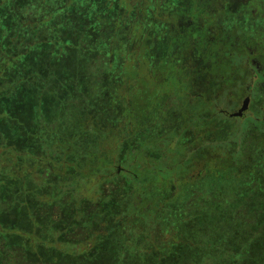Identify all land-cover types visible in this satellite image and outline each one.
I'll use <instances>...</instances> for the list:
<instances>
[{
    "label": "rangeland",
    "instance_id": "obj_1",
    "mask_svg": "<svg viewBox=\"0 0 264 264\" xmlns=\"http://www.w3.org/2000/svg\"><path fill=\"white\" fill-rule=\"evenodd\" d=\"M247 1L253 4L260 0L167 2L162 6L168 10L162 14L154 12V26L149 29L151 33L131 41L128 38L126 43L118 47V57H115L117 54L112 57L110 53L103 57L102 66L122 65V72L111 81L115 83V79H118L128 87L126 100L133 105L127 109L126 104L120 114L116 109L114 120H120L121 124L113 122L114 114L110 111L107 114L108 110H102V97L97 92L100 73L95 70L102 66L90 69L95 73L92 76L94 83L90 81L89 85L85 82L86 69L85 72L81 69L79 71L82 73L76 74L75 72H79L76 68H67L70 70L67 82H57L53 93L50 89L49 94L40 95L37 87H31L29 83L33 82L29 81L28 84L24 82L17 87L18 95L10 102L12 105H9V101L0 100L8 112L11 110L18 116L13 121L11 116L0 115V129L6 130L4 133L9 137L13 134L14 141L19 142L20 146H17L24 149L23 154H17L14 149L8 148L2 151L1 157L5 158L0 162V172L7 174L0 176V219L12 220L24 216L31 220L29 207L34 208L35 198H43L51 204L60 199L61 192L57 187L47 189L45 183H40L43 165L47 163L49 171L45 173L50 174L46 182L55 184L57 180L61 183L67 180V184H77L75 193L71 195L79 203L78 208H85L90 202V211L97 206L101 208L99 213L102 212V219L93 228L92 237L81 227L69 235L72 239L71 245L78 248L76 255H62L60 250L63 244L59 242V236L51 243H38L41 238L32 237L33 248L37 244L55 248L54 256L55 261H59L58 264H264V111L258 114V120H253L250 112L247 117L239 118V123L228 117L221 118L220 113L209 105L216 102L226 111H232L237 108L245 94L243 83L248 82L246 80L250 69L243 60L246 55H242V50L223 41L221 34L231 25L228 20L231 14L228 11H242L239 8ZM228 2H236L240 7L226 6L224 9L223 5ZM201 23H206L209 27H202ZM222 23L224 24L221 25ZM196 26L199 27L197 30ZM191 30H196V35L199 31L198 46L192 45L191 40L186 42ZM240 33L245 36L243 29H240ZM258 33L261 37V33ZM257 34H247L248 39L241 35L245 43H240L239 46H248L252 50L256 47L253 55L255 59L249 57L250 60H255L251 65L261 66L264 73V41ZM205 43L207 44L204 45ZM143 54L147 59L143 58ZM206 74H215L216 82H204ZM188 77L194 79L198 86L187 85ZM172 83H175L174 88L180 84V92L174 91ZM99 85L102 87V81ZM260 87L264 88V80L255 85L253 91L258 93ZM159 88L163 90L160 91ZM169 90L178 99L183 96L194 97L195 104L199 107L202 105L203 109L208 107L206 113L210 114L207 119H203L202 115L197 120L205 127L198 129L195 140V144L199 146L198 156L195 153V157L190 160L184 153L183 160L179 158L180 162L176 163L169 161L164 164L167 167L162 168L163 174L175 166L179 170L191 164L198 169L184 178L178 192L183 190L178 193L177 198L170 200L158 196L167 195L171 187L169 178H164L166 180L162 185L157 184L155 173L160 170L158 164H150L148 170L152 179L147 185L139 184L138 189L127 186L121 180L114 183L111 178L103 176L109 173L106 167L123 153L121 150L129 140L126 138L128 128L133 134H137L145 123L149 125L156 114L153 112L157 108L158 91L171 96ZM209 90H219L218 94H214L216 99L211 98L213 94H209L210 98L207 96ZM253 105L256 107L255 103ZM107 107L105 104L104 109ZM102 113L107 117L110 115L109 119L104 117L103 123ZM130 118L134 121L126 123ZM143 119L146 121H142ZM63 121L66 122L60 125ZM130 123L134 125L130 127ZM13 124L17 129H14ZM18 124L22 127L20 131ZM114 124L118 125L116 132L113 129ZM233 124L247 127V130L236 132ZM86 130L88 133H85ZM45 135L52 143L50 148L54 146L57 151L51 158L47 157L49 161H45L42 156ZM168 135L173 137L172 131ZM9 137L7 143L11 145ZM201 140L208 144L203 145ZM15 142L12 144L15 145ZM201 147L205 150L202 151ZM48 150L52 152L53 149ZM154 151L156 150L147 146L145 155L150 156ZM13 157L20 158L18 166L15 161L10 160ZM137 165L136 158L133 164L127 163L126 168L128 166L135 169ZM15 167L21 171L19 176L11 171ZM138 173L141 176L139 171ZM68 174L71 176L69 180L66 178ZM63 175L65 176L62 177ZM72 178L75 181H71ZM109 180L111 183H107ZM19 182H22L23 187L17 192L11 186ZM145 192L148 197L155 195V198L146 201ZM114 198L122 204L109 213L106 211L107 204ZM113 204L115 203H112V208ZM175 209L180 212V216L174 213ZM30 220L26 223L33 224ZM57 224H61V221L54 223L55 226ZM206 226H210L212 232ZM25 229L15 233L19 234L16 240L21 238L20 243L26 249L31 233L28 232L29 228ZM199 229L205 230L198 236L196 234ZM248 229H252L249 237L246 233ZM4 232L8 233L5 237L15 240L12 230L6 229ZM227 245H232L239 251L230 250ZM92 246L98 248L90 249ZM186 247L195 250V260H188L184 255ZM91 250H96V253ZM224 252L226 259L221 258Z\"/></svg>",
    "mask_w": 264,
    "mask_h": 264
},
{
    "label": "trees",
    "instance_id": "obj_2",
    "mask_svg": "<svg viewBox=\"0 0 264 264\" xmlns=\"http://www.w3.org/2000/svg\"><path fill=\"white\" fill-rule=\"evenodd\" d=\"M170 1L175 0H0V100L12 102L18 95L17 87L24 82L28 84L29 81L33 82L29 83L31 87H37V93L40 95L49 94L50 89L53 93V90L57 88V82H67L70 68H76L77 71L82 69V72L86 69V84L89 85L90 81L94 83L91 77L95 72L90 69L102 66V58L108 53L114 57L118 53V47L126 43L128 38L131 41L151 33L149 29L154 26V12L162 14L168 10L162 4ZM115 57H118V54ZM2 105L4 104L0 103V115L11 116L13 121L16 120L17 114L11 110L8 112L7 107ZM13 127L17 129L14 124ZM21 128L18 124V131ZM5 131L0 129V162L5 158L1 157L2 151L7 148L14 149L17 154L24 153V149L18 147L19 142L14 141L15 136L11 134L12 137H9L4 133ZM8 137L11 139V145L7 143ZM13 142L15 145L12 144ZM50 144H52L50 139L45 135L42 142V156L45 161H49L47 157L51 158L57 153L54 146L50 148ZM48 149L53 150L51 152ZM10 160L15 161L16 166L20 164L18 163L20 158L13 157ZM11 171L15 176L21 174L17 167ZM45 171H49L47 163L43 165V171L39 177L42 179L40 183H45L47 189L57 187L61 192L60 199L51 204L43 198H35L34 208L29 207L31 220L24 216L12 220L0 219V264H58L59 261H55L54 256L55 248H47L48 245L41 246V244L33 248L31 243L34 238L32 237L41 238L38 243L41 241L51 243L59 236V242L63 244L60 250L62 255L68 253L76 255L78 248L71 245L72 239L69 235L81 227L85 228L92 237L93 228L102 219V212L99 213L101 208L96 206L90 211L88 207L90 202L87 207L78 208L79 203L71 195L75 193L77 184H67V180L62 183L57 180L55 184L46 182L50 172L45 173ZM3 173L0 172V176ZM70 177L68 174L66 178L69 180ZM71 181L75 180L72 178ZM11 187L18 192L22 190V182L13 184ZM113 202L115 204L112 208ZM119 204L122 203L114 198L107 204L106 211L110 213L114 209L117 210ZM100 205L102 206V199ZM20 206L25 209L23 205ZM29 220L33 224L26 223ZM57 221H61V224L55 226L54 223ZM31 225L33 229L30 230ZM209 227L206 226V229ZM25 228H29L28 232L31 233L26 249L23 243H20L21 238L16 240L19 234L15 233L24 231ZM6 229L12 230L15 240L4 236L8 234L4 232ZM204 230H197L196 235L199 236ZM246 233L249 237L252 229H248ZM250 238L254 237L250 236ZM233 241L230 240V242ZM231 244L234 245V243ZM227 246L230 250L239 251L232 245ZM96 248L92 246L90 249ZM92 252L95 254L96 250ZM183 252L188 260H195L197 257L194 254L195 250L191 247H186ZM222 257L226 259L225 252L222 253ZM233 263L238 264V262ZM60 264L71 263L61 262Z\"/></svg>",
    "mask_w": 264,
    "mask_h": 264
},
{
    "label": "flooded vegetation",
    "instance_id": "obj_3",
    "mask_svg": "<svg viewBox=\"0 0 264 264\" xmlns=\"http://www.w3.org/2000/svg\"><path fill=\"white\" fill-rule=\"evenodd\" d=\"M235 5H237L236 2H228V4L223 5V7L224 9H226V6L227 8H231V6L235 7ZM239 10L242 11H238L237 13L233 10L228 11L230 12L229 14H231L230 19H228L231 22V25L228 28H226L224 32H222L221 37L223 41H226L230 46L236 47L240 51L242 50L241 51L243 52L242 55H246V58H244L243 60L247 62L248 69L249 68L250 69L248 71V75H249L248 80H246L248 82L243 83V87L245 88V94L240 100L241 102L237 106V108L232 111H226L224 108L216 104V102L210 101L211 103H209V105L211 106L212 109L216 110L218 114L220 113L221 118L228 117L231 119H235L236 122L240 123L238 119L244 116L247 117L248 113L251 112V114L249 115H253V120L256 119L258 120L257 118L258 114L264 111V101H263L264 88L260 87L258 93L253 91L254 90L253 87L264 80V76H263L264 73H262V67L261 66L253 67L251 64L252 62H255V60L252 61L250 60L251 58H249L252 57L253 59H255L253 55L255 54L254 50L256 49V47H253L254 50H252L250 47L248 48V46H246L245 48L244 47L240 48L239 46L240 43H245L243 38L248 39L246 37L247 34L253 35L260 32L261 37L258 36L259 33L257 34V36L261 38V41H264V0H260L259 2H254L253 4L250 1L244 2L243 7L239 8ZM223 24L224 23H222L221 25ZM200 25H202V27L203 26L209 27L208 24L206 23H201ZM197 28L199 27L196 26V30ZM240 29H243V33H245V36L240 33ZM196 30H191L190 37H188L189 34L186 37V42H188V40H191V42H193L191 44L194 46H198L199 44L197 43L200 40L198 37L199 31L198 34L196 35ZM241 35L243 36V38L241 37ZM195 36H197V39ZM207 39H210V37H207ZM207 43H205L204 45H206ZM163 48L160 49L163 50ZM142 56L143 58H146L144 57L146 55L143 54ZM191 58H193V56ZM95 70H99L100 73V76H98L100 81H97V85H98L97 92L99 94L98 93L97 94L102 97V110H108L107 114L109 111L112 114H114V117L112 116V119L114 120L116 109L118 110V114H120L122 113V110L126 104L128 106L127 109L130 108V106L133 107V105H130V101L126 100L128 87L124 86L122 84L123 82L119 81L118 79H115L116 80L115 83L111 81V79H113L114 77H118V73L122 72V65L120 66L103 65L102 67H99ZM113 74H115V76H113ZM189 78L190 77H188L187 85L190 84L192 87L197 85L194 79L191 80ZM216 79L217 77L215 74H206L203 81L207 82L208 84L209 83L212 84L216 82ZM101 81H102V87L99 85L101 84ZM171 86L172 88H174L175 83H172ZM176 87L177 88H174L175 89L174 91L180 92V89H182L180 84L176 85ZM158 90L162 91L163 89L159 88ZM170 91L172 93L171 96H166L165 92L164 94L163 92L162 94H160L161 92L158 91L159 95L156 97L157 108L156 110L154 109L153 112V113L156 112V114L155 117L151 119V123L149 125L148 123H145L137 134H133L132 130L128 128L127 130L128 136L126 138H128L129 140H127V142L125 143V148L121 150V152L123 151V153L121 154V156L116 157L114 163H111L109 166L106 167L109 173L103 175L106 178H111V180H113L114 183H117L119 180H121L122 182L126 183L127 186H134V188L136 187L138 189L139 184L143 183L147 185V183H150V180L152 179L151 173H149L148 170L150 164L153 163L158 164L160 170L158 173H155V179L157 180V184L162 185V183L165 182L167 178H169L168 182L169 184H171L170 191H167L166 193L167 195L164 196L158 195V196L160 198L165 197L168 200L177 198L178 193H180V191L183 190L181 189L178 192V187L180 186V184L183 185L182 183L184 182V178L187 177L189 173L192 174L193 172L198 171V169L197 167L195 168V166L189 164L188 166L186 165V168L184 166L179 170H176L175 168L176 166L174 168L171 167V170L168 169L169 170L168 173L163 174L162 168L164 164L172 160L175 163L180 162L179 158L182 159L184 157L183 155L184 153L188 155V158L190 160L195 157V153L196 155L198 154L199 146L198 144H195L196 136H198V129H204L205 127L197 120L200 117H202V115H203V119H207V116L210 117V114L206 113L208 111L207 110L208 107L206 109H203L202 105H200L199 107L197 103L195 104L194 97L191 96L190 98H186L183 96L182 99H178L175 96L174 92L172 90H169V93ZM249 91H251L250 94ZM218 92L219 90H213V91L209 90V92H207L208 93L207 96L210 98L209 94H213L211 98L216 99L214 97L215 96L214 94L216 93L218 94ZM184 99H186L185 102L183 101ZM246 101L248 103L246 111L242 115H236V113H238L242 109ZM134 102L136 103L135 100ZM252 103H255L256 107L254 105L253 107ZM105 104L108 106L106 109H104ZM206 105H208V103H206ZM213 115L215 114H211V116ZM68 116H70L71 119H73V117L70 114ZM104 117L109 119L108 117H110V115L107 117L106 114L102 113V123ZM122 119L123 118L121 116V120ZM130 121H134L133 118H130L129 121H126V123H129ZM142 121H146V120L143 119ZM211 121L213 122L214 120L211 119ZM113 122L114 123L118 122L119 124H121L120 120H114ZM233 123L235 124L234 121ZM62 124L63 122L60 125ZM133 125H134L133 123L129 124L130 127H132ZM117 126L118 125L115 124L113 126L115 132L117 131ZM234 126H235L234 130L236 132L238 130L240 131L247 130V127L243 128L241 127L240 124ZM57 127H59V125ZM171 131L173 137L168 135ZM85 133H88V131L86 130ZM203 140H201V143L203 145L208 144V143H204ZM168 145H170L169 148H165L168 147ZM147 146L156 150L150 156L145 155L146 154L145 150ZM201 150L204 151L205 149H202L201 147ZM241 153L244 154L245 152L242 151ZM143 155H145V157ZM136 158L138 161V165L136 166V168L134 169L128 166L126 168V164L127 163L129 165L133 164ZM151 161L153 162L151 163ZM164 167L166 168L167 166ZM198 167L200 168V166ZM138 171L141 173V176H139ZM111 180H109V182L107 183H111L110 182ZM144 198H146V201L151 198L153 200L155 198V195L148 197L147 193L145 192ZM174 213L175 214L177 213V215L180 216V212L178 210L175 209ZM167 221L169 220H166V222Z\"/></svg>",
    "mask_w": 264,
    "mask_h": 264
},
{
    "label": "water",
    "instance_id": "obj_4",
    "mask_svg": "<svg viewBox=\"0 0 264 264\" xmlns=\"http://www.w3.org/2000/svg\"><path fill=\"white\" fill-rule=\"evenodd\" d=\"M247 101L244 103V105H243V107H242V109L238 112V113H236V115H242L245 111H246V108H247Z\"/></svg>",
    "mask_w": 264,
    "mask_h": 264
}]
</instances>
